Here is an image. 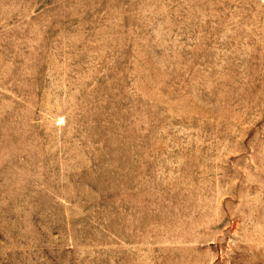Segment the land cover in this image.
Listing matches in <instances>:
<instances>
[{
  "label": "rangeland",
  "instance_id": "rangeland-1",
  "mask_svg": "<svg viewBox=\"0 0 264 264\" xmlns=\"http://www.w3.org/2000/svg\"><path fill=\"white\" fill-rule=\"evenodd\" d=\"M0 264H264V0H0Z\"/></svg>",
  "mask_w": 264,
  "mask_h": 264
}]
</instances>
